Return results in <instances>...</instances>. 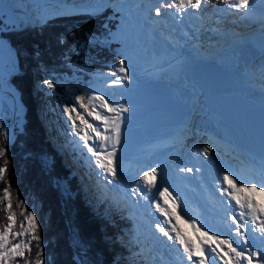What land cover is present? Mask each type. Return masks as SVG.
I'll use <instances>...</instances> for the list:
<instances>
[{
    "label": "bare ground",
    "instance_id": "obj_1",
    "mask_svg": "<svg viewBox=\"0 0 264 264\" xmlns=\"http://www.w3.org/2000/svg\"><path fill=\"white\" fill-rule=\"evenodd\" d=\"M107 1L112 0H69L68 3H55L54 5L58 7L61 15L71 16L94 12ZM169 4H172V0ZM175 4L171 8H174ZM189 6L191 5H187L184 9L176 8L182 18L186 17L183 26L181 27L180 24L177 28L188 27L189 29L190 23L194 21L195 28L190 29L193 39H190L191 33L188 31H182L184 36H181L179 40L174 37L177 45H174L173 50L164 57V60L169 59L167 66L159 59L152 60L151 65L133 64L129 67L130 81L124 80L114 85L112 83L114 78H102L92 91L94 97L108 95L115 105L125 104L130 107V112L120 114V118L124 115L130 119L132 128L129 130H134L138 126L142 129L154 126L164 129L171 127L175 130L178 141L182 139L181 136H187L196 142V146L187 153L183 163L181 162L182 165L173 168L175 173L167 170L159 177L167 192L170 191L172 195H174V190L176 191L180 186L184 190L178 199L172 200L170 197L167 200L168 205H171L169 201L172 200L173 209L169 211L167 208V210L164 209L165 196L158 199L159 192L156 183L149 180L152 183L150 187L148 182L142 185L141 189L139 187L140 206L143 208L154 206L155 209H152V212L156 213L158 205L163 214L168 216L167 225L170 228L168 233L172 234L173 242H167L175 246V251L170 254L172 256L170 260L175 262L172 264H199L200 260H204V264H225L228 260L236 263L234 255H226L228 245L220 244L214 237L229 240L234 247L245 249V255H248L249 251L264 252V234L258 231L264 226V214H254L246 206L241 208L237 205L225 190L228 185L223 179L227 173L237 181L255 182L257 188H253L245 195H251L254 202L260 208H264V191L258 190L260 183L264 182V53L252 51L245 46L246 41L240 42L235 39L228 41L221 48L211 47L202 42L200 34L198 36L199 28L210 22L211 11L217 13L221 8L233 10L236 7L234 0H230L228 4H225L223 0H203L200 7L194 9L199 15V17L196 15L197 19H188ZM168 43L172 44V41L169 40ZM185 49H190V52L185 53L183 51ZM164 50L167 49L164 48ZM176 58L179 59L178 63L175 61ZM196 60H212L218 63L225 72L222 84L230 86L231 90L228 93L213 95L193 80L189 75V68ZM154 85L163 89L164 94L161 101L172 105L173 111L170 119L165 117V113L154 111L153 108L146 109V103L150 101V97L145 95V91ZM96 106L97 110L102 109L103 113L110 112L108 108L101 107L98 100H96ZM110 113L112 118L117 115L114 112ZM144 114L150 117L149 122H145L142 116ZM136 115H138L137 119H135ZM112 118L107 125L99 121L98 126L100 124L108 129L110 127L108 125L112 124ZM224 125H227L234 133L252 135L254 137L253 147L251 149L236 148L226 135ZM172 144L163 145L157 142L146 153L145 159L149 156L153 157L156 161L154 165L160 167L161 158L165 159V154L172 148ZM206 147L211 148V151L205 152ZM199 166L200 172L196 170ZM187 169H192V171L189 172ZM210 172L214 173L213 175L217 178L214 180L219 182L209 180L207 176ZM216 184L222 189H216ZM141 207L138 208L140 213ZM159 212L155 215L157 216ZM175 215L181 218L182 226L188 229V235L182 232L180 234L193 250L191 260L184 251V245L176 240V234L172 230V216ZM158 235L157 244H163ZM244 237H247V245ZM211 248H215L216 252H212ZM216 253H219V256ZM220 256L224 259L221 260ZM154 260L159 262V257H154ZM260 261V257L252 258V264H259ZM159 264L166 263L160 260ZM241 264H247V262L242 261Z\"/></svg>",
    "mask_w": 264,
    "mask_h": 264
},
{
    "label": "trees",
    "instance_id": "obj_2",
    "mask_svg": "<svg viewBox=\"0 0 264 264\" xmlns=\"http://www.w3.org/2000/svg\"><path fill=\"white\" fill-rule=\"evenodd\" d=\"M114 23L103 10L54 17L40 25L25 24L0 33L15 54L18 71L10 75L8 84L18 93L24 109L23 127L13 142L6 144L0 133V148L5 152L0 167L6 168L0 179V233L9 223L10 211L14 216L7 238L17 244L21 237L22 245H27L23 257L11 256L6 264H114L112 252L126 253L117 237L128 240V224L116 216L114 223L101 219L99 211L84 204L81 191L72 182L67 181L70 194L58 188L63 173L55 159L44 163L40 134L45 123L52 139L73 157L66 142L68 116L64 109H87L84 88L91 76L109 71L116 62L114 46L108 41ZM46 80L54 86L49 88ZM77 97H84V108ZM76 111L70 113L74 119ZM75 129L80 126L76 124ZM6 188L10 209L4 198ZM30 212L36 217L35 231L25 219ZM20 232L24 234L15 235Z\"/></svg>",
    "mask_w": 264,
    "mask_h": 264
},
{
    "label": "rangeland",
    "instance_id": "obj_3",
    "mask_svg": "<svg viewBox=\"0 0 264 264\" xmlns=\"http://www.w3.org/2000/svg\"><path fill=\"white\" fill-rule=\"evenodd\" d=\"M178 1L179 0H172V5L176 2L178 3ZM63 2L68 3L69 0H0V33L19 28L25 24L32 26L54 17L63 16L58 12V7L54 5L55 3ZM166 3L169 4L170 0H112L103 3L94 12L88 13L98 14L103 10H107L109 15L111 14L113 21H115V29L110 33L108 41L117 45L115 51L119 58L118 63L109 66L111 73L91 76L92 78L88 81L89 85L86 88V102L88 108L76 111L88 123L98 128L100 136H113L114 132H111L112 124L108 125L110 127L107 129L108 131H106V127L100 124L98 126L99 121L102 120H95L94 116L99 113L110 123L112 115L110 112L107 113L108 111L103 113L101 112L102 109L97 110L96 99L92 91L93 87L98 85L102 78L108 76L114 78L113 80L120 79L123 75L119 72V63L121 60H125L127 62L126 66L129 68L138 62L142 65H151L150 62L155 60L152 58L164 60L163 57L168 56V52L161 53L159 52V48L164 49L165 47V49H167L166 47H168L169 40L172 41L174 36L177 35V27H179L180 24L181 27L183 26L182 24L186 17L184 16L183 19L176 7H163L161 9L162 14L157 16L155 9ZM189 7L188 19H197L196 15L198 13L194 10L195 8L192 6ZM197 16L199 17V15ZM201 19H203L202 16ZM190 24L191 27H189V29L185 27V31L189 33H191V28H195L194 21ZM206 28L207 27H204L203 30L205 31ZM200 29L201 27L198 32H200ZM199 34L200 33H198V36ZM190 35V39H193L192 33ZM200 36L202 39L205 38V41L210 39V36L206 37L204 34H200ZM140 37H143V40ZM152 40H160L162 44L157 43L155 46V41ZM150 41L152 45L149 44ZM17 71L15 54L6 40L0 37V80L2 81L1 89L3 90L0 91V133L6 144H11L13 142L16 133L21 132L24 123V109L20 104L18 93L8 84L10 75ZM145 95L150 97L148 90L145 91ZM149 99L150 101L146 103V109L154 108L157 103L154 98ZM106 101L109 102L110 107L115 105L110 96L109 98L108 96L106 97ZM89 112L92 114L89 115ZM70 115L72 119H69V115L67 114L65 135L67 138L66 142H68L70 146L69 150L70 152L73 151L70 155L73 157L69 158L65 147L59 146V143H56L55 140L52 139L50 129L45 126L44 123L41 129L42 133H40L45 151L44 158L42 159L45 164H51L55 159L57 168L63 173V178L60 177L61 179L57 180L56 184L62 192L70 194V186H68L67 183V181H70L74 189L78 187L81 191V200H83L84 204L89 206L90 209L95 211L96 207H99L100 202L102 212L101 219L114 223V215L120 219V214L124 215V218H130L133 224L129 226L128 240L126 242L121 241L120 237H117L119 243L125 246L126 253L121 254L116 250L114 253L112 252L114 264H154V257L152 255L155 253V250L159 251L161 247H165L167 248L166 255H168L170 249H174L175 251V246L171 244L173 242L172 234L170 233L168 236H165L159 230V228H165L170 232V228L167 225V214H163L161 210L160 212L162 215L157 210L156 213H153L152 209H155L153 208L154 206H145L144 208L140 206L142 208L140 213L138 209L140 207L136 204L139 203L141 186L145 185L149 180L157 184L159 192L158 199H162L161 193L165 192L166 189L159 177H161L165 171L170 170L172 172L173 168H177L179 165L181 166L185 156L189 152L188 150L191 152L193 150L192 148L196 146V142H193L187 136H181L182 139L178 141L176 132H174L175 130L171 127L164 129L154 126L142 129L141 126H138L134 128V130H129L132 128L130 127V119L122 115L120 118L121 142L116 145V153L112 158V166L116 170V176L113 177L110 173L105 172L98 166L96 158L88 152L87 146H85L84 141L80 139V136L87 134L89 136L88 146H93L96 150L100 148L107 152L112 151V141L100 139L97 137L96 132H92L86 125L81 124L77 115L75 116L76 120L72 114ZM171 115L172 112H168L165 117L169 118ZM142 116L145 122L150 121V117H147L146 114ZM135 117V119H137L138 115ZM73 121H75V125L77 124L80 126L81 130L75 129ZM103 124L105 125L104 122ZM104 128L105 131H103ZM109 129L111 130L109 131ZM157 142H161L163 145L173 143L168 153L165 152V159L161 158L162 161L160 160L161 168L154 165L156 161L153 157L149 156L145 159L146 153ZM153 168L157 169L155 176H149L147 180L140 179L145 172H151ZM197 170H201L200 166L197 167ZM173 172L175 173V171ZM209 177H211L212 180L216 178L215 176ZM151 184H149V187ZM117 189H119L122 194L117 195L116 193H112L115 190L117 191ZM125 191L129 192L127 193L128 196ZM183 192L184 190L181 186L180 188L178 187L176 191L174 190V195H172L170 191H166V195H163V197L165 196L163 199L164 209L167 208V211L173 209L172 200H175V198L178 199V196ZM105 195L108 197L105 198ZM111 197L113 199H111ZM170 197L172 198V200L169 201L171 205H168L167 200H169ZM127 211H129L130 214H127ZM133 211L137 214L131 213ZM157 212H159V214L156 216L155 214H157ZM180 219L181 218L177 215L172 216V225H175L176 228L178 227L180 233L182 232V234L188 235V229L186 226H182V221H180ZM177 221L180 222L177 223ZM158 225L159 227H157ZM158 234L163 244H157ZM7 240L8 243L6 247H10L13 244L12 238H7ZM167 241H171V243L168 244L166 243ZM107 242L108 239H105V243ZM18 244H23L21 237H19ZM132 248L134 249L132 250ZM22 249L23 247L21 251H23ZM136 255L140 258L139 260L136 258ZM140 260L141 262H139Z\"/></svg>",
    "mask_w": 264,
    "mask_h": 264
},
{
    "label": "snow or ice",
    "instance_id": "obj_4",
    "mask_svg": "<svg viewBox=\"0 0 264 264\" xmlns=\"http://www.w3.org/2000/svg\"><path fill=\"white\" fill-rule=\"evenodd\" d=\"M203 0H179L178 3L175 4V7L178 9H184L187 5H191L194 8H199L200 5L202 4ZM225 4H228L230 0H223ZM235 4L238 5V10H244L245 12L248 10V6L250 4V0H234ZM163 7H168L171 8L173 7L172 4H162L160 7H157L155 9L156 15L159 16L161 15V9ZM127 62L125 60H121L119 63V72L122 73V77L120 80H113L112 83L119 84L121 81L131 80V75H130V69L126 66ZM45 84L48 85L49 88H52L54 85L52 82L46 80L44 81ZM96 100L100 101V106L104 108H108L110 112H114L117 115L113 118L112 121V131L114 132V135L111 137H105V136H100V133L98 131V128L94 126L93 124L88 123L82 116L77 113V117L80 119L81 124H84L87 126L88 129H91L92 132L97 133V137L103 140H111L112 141V151L107 152L106 150H96L95 147L93 146H88V139L89 136L87 134L81 135L80 139L84 141L85 146H87V150L89 153H91L97 161L98 166L103 169L105 172L110 173L113 177L116 176V170L112 166V158L115 156L116 153V145H118L121 142V125H120V114L121 113H127L130 112L131 109L130 107L126 106L125 104H119L115 106H109V102L105 100L104 96H97L95 97ZM84 97H77V101L80 102V107L84 108L85 105L83 104ZM66 114H69V119H72L70 113L76 111L75 108H69L65 107L64 109ZM92 113L89 112V115ZM95 120H102L105 125L108 124V120L101 116L99 113H97L94 116ZM73 126L75 127V121H73ZM107 130V129H106ZM211 151V148H205V152ZM5 152L3 148H0V156H4ZM107 161V162H105ZM7 163V162H5ZM187 171L191 172L192 169H187ZM6 172V168L0 167V179L4 178V174ZM157 172V169L153 168L151 172H145L143 176H141V180H147V177L149 176H155ZM223 179L227 181L228 188L225 189L228 192V195L235 200L236 204L239 205L241 208L247 207L252 213L254 214H264V208H260L259 205H257L253 197L251 195H245L246 193H250V191L253 188H257V184L255 182L252 183H245L243 181H237L235 180L231 175L225 174ZM149 184H151V181H147ZM260 191H264V182H261L259 185ZM166 191L162 192L161 195H166ZM9 193L8 189L6 188L4 190V198L8 200V209L11 208V201L8 199ZM157 211H160L159 206L157 205ZM243 215V213L241 214ZM14 213H11L9 211L8 215V225L4 228L3 233H0V264H6L7 258L11 256L15 257H23L24 252L21 251L22 247H27V245H21V244H12L10 247H6L8 240L7 236L8 233L11 231L12 227V220H13ZM255 218V217H254ZM27 220L30 228L32 231H35L36 229V217L30 212L27 214L25 217ZM234 222L236 221V218H233ZM195 227V224H193ZM23 228V225H21ZM159 227V225L157 226ZM159 230L165 235L168 236L169 233L165 228H159ZM172 230L176 234V240L184 245V251L188 254V259L191 260L193 257V250L185 243L184 239L181 237L180 231L176 228L175 225H172ZM258 231L262 234H264V226L260 227ZM23 232L20 233H15V235H23ZM205 235L207 236L208 233L206 232ZM35 238V237H34ZM214 239L218 240L220 244H227L228 245V250L226 255L232 256L234 255L236 257V264H241L242 261H246L247 264H252V258L253 257H260L262 261H264V252L261 251H249L248 255H245V249H238L237 247L233 246V243L229 240H220L219 237H214ZM245 244L247 245V237H244ZM212 252H216L215 248H211ZM219 256V253H216ZM220 259L223 260L224 257L220 256ZM37 264H40L39 261H37ZM199 264H204V260H200ZM225 264H232L231 260L225 261Z\"/></svg>",
    "mask_w": 264,
    "mask_h": 264
},
{
    "label": "water",
    "instance_id": "obj_5",
    "mask_svg": "<svg viewBox=\"0 0 264 264\" xmlns=\"http://www.w3.org/2000/svg\"><path fill=\"white\" fill-rule=\"evenodd\" d=\"M189 74L194 80L205 86L210 94L215 95L227 93L231 90L229 86L222 85V80L225 77L224 71L219 65L210 61L194 62L190 67ZM1 82L2 81L0 80V91H3L1 89ZM150 94L154 97L160 98L163 96V91L154 86L150 89ZM156 109L160 112H166L170 109V105H167L166 103H158ZM224 129L231 142L235 144L238 149H248L253 147L254 138L251 135L244 136L241 133H234L227 126H224Z\"/></svg>",
    "mask_w": 264,
    "mask_h": 264
}]
</instances>
